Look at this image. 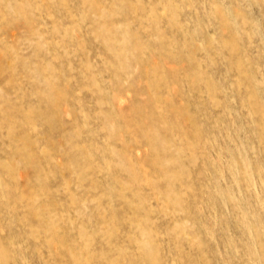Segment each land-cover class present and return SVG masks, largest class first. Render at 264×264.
I'll return each mask as SVG.
<instances>
[{"label": "rangeland", "instance_id": "374dc122", "mask_svg": "<svg viewBox=\"0 0 264 264\" xmlns=\"http://www.w3.org/2000/svg\"><path fill=\"white\" fill-rule=\"evenodd\" d=\"M0 264H264V0H0Z\"/></svg>", "mask_w": 264, "mask_h": 264}]
</instances>
